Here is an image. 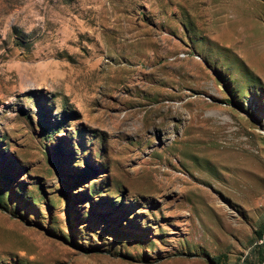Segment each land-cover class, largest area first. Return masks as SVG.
I'll use <instances>...</instances> for the list:
<instances>
[{"label": "rangeland", "instance_id": "1", "mask_svg": "<svg viewBox=\"0 0 264 264\" xmlns=\"http://www.w3.org/2000/svg\"><path fill=\"white\" fill-rule=\"evenodd\" d=\"M264 225V0H0V264H242Z\"/></svg>", "mask_w": 264, "mask_h": 264}, {"label": "trees", "instance_id": "2", "mask_svg": "<svg viewBox=\"0 0 264 264\" xmlns=\"http://www.w3.org/2000/svg\"><path fill=\"white\" fill-rule=\"evenodd\" d=\"M253 246L244 257L242 264H263L264 263V225L254 231ZM211 264H218L217 260L211 259Z\"/></svg>", "mask_w": 264, "mask_h": 264}, {"label": "water", "instance_id": "3", "mask_svg": "<svg viewBox=\"0 0 264 264\" xmlns=\"http://www.w3.org/2000/svg\"><path fill=\"white\" fill-rule=\"evenodd\" d=\"M264 264V263H263Z\"/></svg>", "mask_w": 264, "mask_h": 264}]
</instances>
